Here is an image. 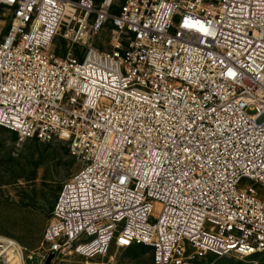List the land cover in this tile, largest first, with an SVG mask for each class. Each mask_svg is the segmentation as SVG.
Segmentation results:
<instances>
[{
	"label": "built area",
	"instance_id": "obj_1",
	"mask_svg": "<svg viewBox=\"0 0 264 264\" xmlns=\"http://www.w3.org/2000/svg\"><path fill=\"white\" fill-rule=\"evenodd\" d=\"M7 11L0 126L20 141L66 139L82 162L58 194L38 264L113 245L150 246L153 264L264 252V0H0ZM107 21L102 50L90 39ZM34 255L0 235V264Z\"/></svg>",
	"mask_w": 264,
	"mask_h": 264
},
{
	"label": "rangeland",
	"instance_id": "obj_2",
	"mask_svg": "<svg viewBox=\"0 0 264 264\" xmlns=\"http://www.w3.org/2000/svg\"><path fill=\"white\" fill-rule=\"evenodd\" d=\"M10 22L8 11L6 15L0 16L1 35L7 31ZM111 28V22L107 21L103 29L91 35L90 41L102 50H109ZM84 50L82 45L75 47L79 58ZM55 51L60 56L67 52L66 42L61 37L55 42ZM81 167L82 162L71 154L66 139L58 138L52 142L35 139L20 141L16 132L0 126V235L17 239L28 248V254H35L33 259L27 260L28 264H38L37 253L47 248V245L43 246L42 243L56 197L63 183ZM258 191L264 200V187L259 186ZM40 214H43V222L39 229H36L33 226L34 218ZM200 262L264 264V252L251 256L233 253L219 257L209 254ZM52 264H153V249L143 244H134L127 248H117L113 245L104 256H58Z\"/></svg>",
	"mask_w": 264,
	"mask_h": 264
},
{
	"label": "snow or ice",
	"instance_id": "obj_3",
	"mask_svg": "<svg viewBox=\"0 0 264 264\" xmlns=\"http://www.w3.org/2000/svg\"><path fill=\"white\" fill-rule=\"evenodd\" d=\"M184 26L187 27V28H195V29H197L199 32H202L204 35H210V34H211V33H209L208 29H207L203 24H200L199 21L193 22L192 20H188V21H186V23H185ZM221 63L223 64L224 62L221 61ZM225 67H226L227 75H228L229 77L235 78L236 75H237V73H236L232 68H228L227 66H225ZM156 115H160V113H156ZM65 135H67V133H65ZM125 140H128V137H127V136H125ZM128 142L131 143V141H128ZM146 146H147V145H145V147H146ZM215 146H216V145H213V147H215ZM176 147H180V146H179V145H176ZM195 147H198V146H195ZM201 150H202V149H201ZM180 151H182V152H184V153H189V154H191V153H192V148H191V147H183V148H180ZM151 154H152V156L156 157V159L154 160V163H156L159 167L162 168V167H163V164H162V153H158V152L153 151ZM175 156H176V153L173 152V157H175ZM188 158L191 159V158H192L191 155H189ZM198 159H199V157H197V160H198ZM172 162H173V163H176L177 161L174 160V161H172ZM199 166H200L201 168L203 167L202 164L199 165ZM152 171L155 172L156 170H155V169H152ZM189 171H190V169L185 170V171H183V172L181 173V175H182L183 177H187L188 174H189ZM158 174H159V173H157V175H158ZM166 176H167V173H166ZM172 179L175 180L177 183L180 182V180H179L176 176H173ZM121 182L123 183V180H122ZM197 183H199V181H197ZM188 187H189V188H192L193 185H192V184H188ZM122 242H123V243H128V241H122ZM241 250H243V249H241Z\"/></svg>",
	"mask_w": 264,
	"mask_h": 264
},
{
	"label": "trees",
	"instance_id": "obj_4",
	"mask_svg": "<svg viewBox=\"0 0 264 264\" xmlns=\"http://www.w3.org/2000/svg\"><path fill=\"white\" fill-rule=\"evenodd\" d=\"M99 1V0H98ZM62 188V187H61ZM53 190V189H52ZM55 192V191H53ZM58 197V195H57ZM56 197V199H57ZM47 217V212L44 213V218ZM43 222V214H40V215H36L35 218H34V223H33V226L36 228V229H39V227L41 226ZM28 249V248H27Z\"/></svg>",
	"mask_w": 264,
	"mask_h": 264
},
{
	"label": "water",
	"instance_id": "obj_5",
	"mask_svg": "<svg viewBox=\"0 0 264 264\" xmlns=\"http://www.w3.org/2000/svg\"><path fill=\"white\" fill-rule=\"evenodd\" d=\"M54 257H55V254L52 253V254L49 256V258L47 259L46 264H52V260L54 259Z\"/></svg>",
	"mask_w": 264,
	"mask_h": 264
}]
</instances>
